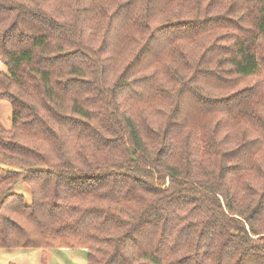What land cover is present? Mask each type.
<instances>
[{"label":"trees","instance_id":"16d2710c","mask_svg":"<svg viewBox=\"0 0 264 264\" xmlns=\"http://www.w3.org/2000/svg\"><path fill=\"white\" fill-rule=\"evenodd\" d=\"M0 57V248L264 264V0H0Z\"/></svg>","mask_w":264,"mask_h":264},{"label":"rangeland","instance_id":"374dc122","mask_svg":"<svg viewBox=\"0 0 264 264\" xmlns=\"http://www.w3.org/2000/svg\"><path fill=\"white\" fill-rule=\"evenodd\" d=\"M1 69L5 70L6 66L0 57ZM11 116L10 101L0 98V122L6 129L11 127ZM1 169H10V166L0 162ZM14 192L23 195L27 203L32 201L31 191L23 180L16 183ZM0 264H87V253L80 248H0Z\"/></svg>","mask_w":264,"mask_h":264}]
</instances>
